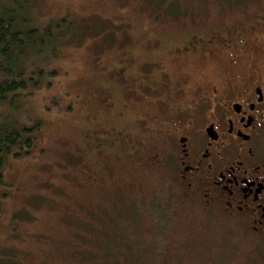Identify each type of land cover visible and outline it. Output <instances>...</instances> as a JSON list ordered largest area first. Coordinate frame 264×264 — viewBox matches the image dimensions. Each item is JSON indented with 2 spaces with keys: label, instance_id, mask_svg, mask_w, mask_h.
<instances>
[{
  "label": "rangeland",
  "instance_id": "obj_1",
  "mask_svg": "<svg viewBox=\"0 0 264 264\" xmlns=\"http://www.w3.org/2000/svg\"><path fill=\"white\" fill-rule=\"evenodd\" d=\"M12 1L24 27L48 28L53 40L38 43L41 50L22 59L25 73L37 81L31 93L0 100V121L3 116L26 123L40 119L42 147L25 157H6L0 264H213L203 261L194 242L203 220L188 215L166 175L143 161L145 151L141 160L118 155L115 163L111 153H94L86 139L96 123L101 130L122 127L151 111V103L139 107L141 98L132 99L118 83L117 68L127 57L133 66L153 59L184 69L188 60L171 55L177 38L193 24L243 19L242 10L259 11L264 0ZM157 5L184 13L156 17ZM159 37L160 45L155 44ZM115 70V78L103 73ZM108 100L114 106L105 111ZM93 162L96 181L90 182ZM220 218L201 232L210 233L212 255L229 259L234 253L236 263L247 246Z\"/></svg>",
  "mask_w": 264,
  "mask_h": 264
},
{
  "label": "flooded vegetation",
  "instance_id": "obj_2",
  "mask_svg": "<svg viewBox=\"0 0 264 264\" xmlns=\"http://www.w3.org/2000/svg\"><path fill=\"white\" fill-rule=\"evenodd\" d=\"M258 7L242 10L243 19L232 23L222 18L218 32L174 37L171 56L188 60L184 69L153 59L133 66L127 57L118 83L132 99L141 98L139 107H153L122 127L102 131L96 123L86 139L115 163L118 155L141 160L145 151L143 161L166 175L188 215L203 220L201 231L221 217L247 246L232 263L234 253L212 255L210 233L197 232L206 263L264 264V4ZM88 178L96 181L94 174Z\"/></svg>",
  "mask_w": 264,
  "mask_h": 264
},
{
  "label": "trees",
  "instance_id": "obj_3",
  "mask_svg": "<svg viewBox=\"0 0 264 264\" xmlns=\"http://www.w3.org/2000/svg\"><path fill=\"white\" fill-rule=\"evenodd\" d=\"M240 4H243L242 0ZM10 5L18 4L12 0H9V2L0 0V100L11 102L14 98L29 95L31 89H34V86L37 85V81L32 78L31 73H25L22 63L23 57L29 53H38L41 50L40 45L37 46L38 43L43 44L47 40L50 43L53 40V35H51L52 33L48 28L39 30L36 27H24L23 22L15 18V12ZM155 9L156 17H159L161 12L167 15L173 13L174 16L184 13V10L179 7L170 5H157ZM215 18L212 21L207 19L195 23L196 25L193 24L194 28L192 29V26L183 36L188 38L192 35L218 32L217 27L223 26V23ZM234 18L242 19L240 16ZM230 19L231 17H228L225 20L226 24L230 22ZM180 25V22L174 24L175 27H180ZM196 28H199L198 31H195ZM46 35L48 38L45 37ZM163 41L159 37L155 44L159 43L160 45ZM120 70L121 67L118 66L117 72ZM103 73L109 78H115L117 75L116 70L109 72V75L106 71ZM3 118L4 120L0 121V181L6 157L21 158L30 155L34 149L42 151L41 140L38 136L41 127L40 119L34 120L32 123H26L25 120L19 122L5 116ZM96 168V166L95 168L92 167L88 175L96 173Z\"/></svg>",
  "mask_w": 264,
  "mask_h": 264
}]
</instances>
